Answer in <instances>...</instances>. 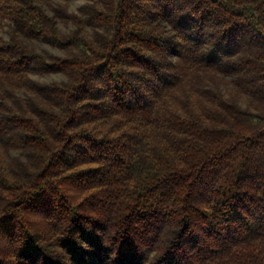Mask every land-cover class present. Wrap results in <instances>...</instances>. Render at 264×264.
Instances as JSON below:
<instances>
[{"label": "trees", "instance_id": "16d2710c", "mask_svg": "<svg viewBox=\"0 0 264 264\" xmlns=\"http://www.w3.org/2000/svg\"><path fill=\"white\" fill-rule=\"evenodd\" d=\"M83 1L0 0V264H264V0Z\"/></svg>", "mask_w": 264, "mask_h": 264}, {"label": "rangeland", "instance_id": "374dc122", "mask_svg": "<svg viewBox=\"0 0 264 264\" xmlns=\"http://www.w3.org/2000/svg\"><path fill=\"white\" fill-rule=\"evenodd\" d=\"M53 1H57V2H60L62 0H53ZM69 1V4H70V7L72 10H77L83 3L84 1L83 0H68ZM54 79H58V77H53ZM49 80V79H48ZM89 234V233H88ZM85 250H83L82 252H84ZM112 256V255H109V257ZM88 258H91L90 255H87ZM107 257V258H109Z\"/></svg>", "mask_w": 264, "mask_h": 264}]
</instances>
